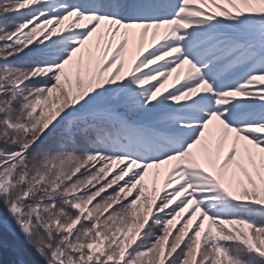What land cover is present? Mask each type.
Listing matches in <instances>:
<instances>
[{
    "label": "snow or ice",
    "instance_id": "6c2138e0",
    "mask_svg": "<svg viewBox=\"0 0 264 264\" xmlns=\"http://www.w3.org/2000/svg\"><path fill=\"white\" fill-rule=\"evenodd\" d=\"M6 235L17 264H264V0L0 3Z\"/></svg>",
    "mask_w": 264,
    "mask_h": 264
},
{
    "label": "trees",
    "instance_id": "16d2710c",
    "mask_svg": "<svg viewBox=\"0 0 264 264\" xmlns=\"http://www.w3.org/2000/svg\"><path fill=\"white\" fill-rule=\"evenodd\" d=\"M7 0H0V3H5ZM13 21H9V24ZM21 63V62H17ZM5 244L0 248V264H17V261L20 259V255L15 250L16 241L10 236H5Z\"/></svg>",
    "mask_w": 264,
    "mask_h": 264
},
{
    "label": "rangeland",
    "instance_id": "374dc122",
    "mask_svg": "<svg viewBox=\"0 0 264 264\" xmlns=\"http://www.w3.org/2000/svg\"><path fill=\"white\" fill-rule=\"evenodd\" d=\"M158 46V45H157ZM174 90V89H173Z\"/></svg>",
    "mask_w": 264,
    "mask_h": 264
}]
</instances>
